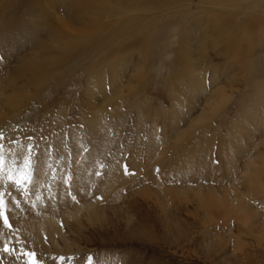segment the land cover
<instances>
[{
    "label": "rangeland",
    "instance_id": "obj_1",
    "mask_svg": "<svg viewBox=\"0 0 264 264\" xmlns=\"http://www.w3.org/2000/svg\"><path fill=\"white\" fill-rule=\"evenodd\" d=\"M4 1L0 0V6ZM52 1L56 5V0H40L44 7L50 5L49 9L58 13ZM153 1L157 8L154 10L165 14L164 19L150 18L126 31L119 30L123 20H106V24L113 23V29L101 30L100 38L96 35L85 39L99 45V51L92 54L94 57L100 51V56H106L118 46H126L137 27L145 24L154 34L170 22L172 26L162 33L155 51H151L153 54L135 47L125 52L126 64L114 61L107 70V65H99L91 71L86 68L91 62L87 58L62 79L52 84L49 81L40 89L30 87L26 92L32 97L29 100L22 90L17 91L18 85L4 82L5 86L9 85L4 92L0 90V113L8 116L14 112L13 117H8L10 120L12 117L11 121L0 123V199L4 201L0 219L4 223L5 217L7 222L11 221L8 200L17 192L20 202L37 203L49 210L48 216L56 221L58 228L55 234H43L41 241L25 251L27 264L50 261L53 264H264V217L259 211L245 214L242 208V197L251 193L246 199L251 197L249 200L253 199L254 203L259 199L257 182L264 179V0H235L241 9H237L240 14L235 19L236 29H240L235 31L223 23L221 18L225 17L221 12L205 0ZM178 4L181 7L175 8ZM1 7L3 14L4 6ZM141 8H135L125 17L145 14V8L150 10ZM21 13L25 14L24 10ZM172 13L177 16L170 19ZM49 18H52L50 14ZM51 21L41 36L30 38L32 42H27L29 35L20 40L27 42L26 49L11 53L15 48L0 40V57H3L0 62L7 74L4 79L20 75L15 69L18 58L33 48L38 49L48 40H43L45 37L51 36L49 43L56 47L69 40L70 36H65V41L62 42L64 37L59 40L60 44L58 40L51 43L53 32L49 30L54 20ZM194 25L196 30L190 31ZM216 26L221 31L215 30ZM203 27H208L206 32L201 31ZM183 29L187 50L180 43ZM106 37L111 42L104 46L100 42ZM90 46L91 50L95 49L94 45ZM3 50L12 57L5 59ZM147 54L152 57L144 62ZM181 57L186 63L180 61ZM250 72L254 74L252 83L245 86L243 79L247 77L243 76ZM22 84L28 85L27 81ZM118 104L119 112L125 115L116 120V114L111 117V113ZM96 113L101 117L97 118ZM114 120L118 121L116 126ZM92 123L96 126L92 127ZM73 137L77 138L74 142ZM204 139L210 144L209 165L205 162L209 168L203 169L197 179L185 168L197 170L200 161V156H196L197 142ZM228 142L232 143V153ZM186 159L189 162L181 163ZM139 165L146 167V172ZM228 169L232 174L223 176ZM10 176L14 179H9ZM21 178L22 182L17 184L16 180ZM107 178L112 184L117 178L123 184L118 186L114 181L113 186ZM212 184L216 199L204 190ZM250 187L255 191H249ZM109 188L114 190L113 194ZM80 192L86 198H81ZM223 192L230 196L229 200L225 199L228 201L240 197L239 210L225 207L229 210L228 217L227 210L215 201L224 200ZM193 194L206 198L207 206ZM68 199L70 206H65ZM257 209L263 211L264 205ZM86 210L95 216H88ZM205 232L211 238H203Z\"/></svg>",
    "mask_w": 264,
    "mask_h": 264
},
{
    "label": "bare ground",
    "instance_id": "obj_2",
    "mask_svg": "<svg viewBox=\"0 0 264 264\" xmlns=\"http://www.w3.org/2000/svg\"><path fill=\"white\" fill-rule=\"evenodd\" d=\"M46 1V0H45ZM135 1V0H134ZM137 1V0H136ZM167 1V0H166ZM207 3H210L212 5H214L220 12H221V16L225 17L224 18H221V20H223V23L225 25H229L230 26V29L233 28L234 31L236 29V24H235V19L237 18V16L240 14L239 12H237L239 9H240V4L235 1V0H205ZM240 1V0H238ZM254 1V0H253ZM55 2V1H54ZM155 1L153 0H142V1H137L136 3L135 2H132V3H128L126 2L125 0H56V5L53 3L54 6H56V8L59 10L58 13H55L53 11H51L49 8L51 7L50 5H48L47 7L43 4H41L40 0H5L4 3H1V6H4V13L1 14V11L3 10V8L0 6V17H4V20L3 19H0V40L2 41H5V43L9 46V47H13L15 49H11V53H13V50L15 52L16 49H26L27 47V42H32L36 36H41V34L43 33V31L45 30L46 28V25L49 23L51 25L52 21L51 19H53V25H52V29L49 30V31H52L53 32V38L51 39V43H55L57 40V43L60 44V41L59 40H62V37H64V39L62 40L65 41V36L67 38V36H70L69 40L67 41L66 39V42H64L63 44H61L59 47H56L52 44L49 43V38L51 37H45V39L43 40H46V38L48 39L47 41H45V43L43 42L38 49L36 48H33V49H36L35 51H32V50H29L27 51L26 54L24 55H21L22 57H20V59L18 58V61L19 63L18 66L15 67V69L17 68L18 71H19V74L20 75H16L15 76H12V77H7L6 79H4L7 74L5 73V71L3 70L4 68L2 67V63L0 62V90L2 92H4L6 90V87H8L9 84H12V85H18L17 86V91L18 90H22L21 93H25L26 95V92L27 90L30 88V87H38V89H40V87L51 81V84L54 83L55 81L58 80V78L62 79L66 72H69V71H72V69H75V67H79L83 64L84 61H86L87 58H90L91 62H90V65H88L86 68H88L87 70L88 71H91L93 68H96L98 67L99 65H102V66H105L107 65L106 67L108 68H104L105 70L109 69L112 67V64H114V61L121 63V64H126L125 62V58L127 57L126 56V51L127 50H131L135 47H142L143 50H146L148 51L149 53H152L151 51H155L157 45H158V42L161 40L162 38V33L165 32L166 28H168V26H172V24H170V22L166 23L165 25H163V27L159 30H155L157 32H155L154 34H152V29L148 30L147 26L145 24H143V26H140V27H137L131 36H132V39L130 41L127 42L126 46H124L123 44L118 46V48H115L113 53H110L109 55L108 54H105L106 56H100L101 55V51H100V54L97 55V57H94L92 54L94 53H97L99 51V45L94 42V41H91V40H85L87 38H95L96 35H98L97 37H99V35H101L102 31L104 29H108L110 27L113 26V23L112 24H106V20H111V19H118V20H123V22L120 24V27H119V30L121 31H126L128 29H132L134 24L135 23H138V22H142V21H146L150 18H156V19H164V15H161L160 13H158L157 11H155L154 9L157 10L156 7H154L153 5H155L154 3ZM165 2V1H164ZM181 2V1H180ZM179 2V3H180ZM161 3V2H160ZM168 3V2H167ZM157 4V3H156ZM164 4V3H163ZM166 4V2H165ZM6 5V7H5ZM189 6V5H187ZM126 7H129L130 9H126ZM141 8V7H148L150 10L153 9V11H147L145 10L144 8V12L141 10L143 13L145 14H142V15H136L134 16L133 18H130L131 16L129 15V18H126L125 16L128 15V13L132 10H134L135 8ZM158 7V6H157ZM169 7H170V4H169ZM175 8H180L181 5H176L174 6ZM243 7V6H242ZM249 7V6H248ZM238 9V10H237ZM22 10H24L25 14L24 13H21ZM137 10V9H135ZM161 10V9H160ZM187 10V9H186ZM241 10V9H240ZM52 16V18H49V14ZM133 12V11H132ZM136 12V11H135ZM140 12V11H139ZM148 12V14L146 13ZM164 12V11H163ZM172 12V10H171ZM130 14V13H129ZM135 14H138L135 13ZM133 14V15H135ZM140 14V13H139ZM155 14H158L156 16H154ZM191 14V13H190ZM229 14H232V16H230ZM181 15V14H180ZM124 16V17H123ZM177 15L176 14H173L170 16L172 19V17H176ZM115 17V18H114ZM128 17V16H127ZM73 18V19H72ZM203 18V17H202ZM82 19H87V22H84L82 21ZM187 19H191V18H187ZM193 20H195V18H193ZM208 20V19H207ZM202 21V19H201ZM206 21H204L203 23H205ZM198 23L200 25V22L199 21H196L195 20V24ZM209 23V22H207ZM212 23H214L212 21ZM185 24V23H183ZM182 24V25H183ZM187 26V24L185 25ZM177 26H174L173 25V28H176ZM212 28L214 26H211ZM217 29L215 30H218V26H216ZM49 28V27H48ZM110 29H113L110 28ZM186 29V28H185ZM185 29H183L182 31H180V34L179 35H183L184 37L182 38V41H180L181 43V46L185 49V44H186V39H185V35H186V31ZM205 29H208V27H203L201 29V31L203 32H206ZM240 28L236 29V30H239ZM102 30V31H101ZM177 30V29H176ZM196 30V26L194 25V27H191L190 28V31H195ZM212 29H210L211 31ZM160 31V32H159ZM185 31V32H184ZM218 31H221V30H218ZM232 31V32H234ZM226 33V32H224ZM239 31L236 33L237 35L235 37H239L240 34H238ZM165 34V33H164ZM26 35H29L27 36V42L26 44L24 42H21L20 40L22 38H24ZM32 36H35V37H32ZM165 36V35H164ZM30 38H32L30 40ZM72 38V39H71ZM236 38V39H237ZM36 39V38H35ZM42 39V38H41ZM54 39V40H53ZM235 39V40H236ZM53 40V42H52ZM56 40V41H55ZM26 41V40H25ZM55 41V42H54ZM61 42V43H62ZM111 42V39L109 37H106V38H103L100 42V44L106 46V45H109V43ZM199 42V41H198ZM4 43V42H2ZM161 43V42H160ZM191 44V43H190ZM234 44V43H232ZM5 45V44H4ZM25 45V46H24ZM90 45H94L93 47H95L94 50H91L90 49ZM90 46V47H89ZM189 46V45H188ZM235 46V44H234ZM233 46V47H234ZM239 47V46H238ZM200 49V47H199ZM183 50V49H182ZM1 52V51H0ZM9 52V50H8ZM7 51L6 50H3V54L5 56V59H9L12 57V55H8L6 54ZM125 53V54H124ZM128 53V52H127ZM186 53V52H185ZM189 54V53H188ZM124 55L126 57H124ZM158 55V54H157ZM185 56V55H184ZM152 56H149L148 54L145 55V60L144 62H147L149 61V58H151ZM98 58V60H96ZM101 58V59H100ZM119 59V60H117ZM96 61H98L96 63ZM180 61L182 62H185L183 57H181ZM186 63V62H185ZM120 64V65H121ZM190 65V64H189ZM15 66V65H14ZM118 66V65H116ZM192 67V66H191ZM125 68V66H124ZM127 68V67H126ZM136 68V67H135ZM194 68V67H193ZM115 69V68H114ZM122 69V68H121ZM190 69V68H189ZM195 69V68H194ZM124 70V69H123ZM126 70V69H125ZM124 70V71H125ZM191 70V69H190ZM190 70L188 71L189 73ZM122 71V70H121ZM195 71V70H194ZM199 71V70H198ZM202 72V71H201ZM204 72V71H203ZM99 73V72H98ZM121 73V72H120ZM123 73V72H122ZM114 76L118 77V72L117 71H114L113 72ZM188 74V73H187ZM194 74V73H193ZM198 74V73H196ZM214 74V73H213ZM191 76V75H190ZM204 76V75H202ZM19 77L21 79H19ZM102 77V75H101ZM100 77V78H101ZM104 77V76H103ZM245 79H243V83L245 84V86H249V84L252 83V79L254 77V74L251 75V72L249 75H244L243 76ZM97 78V77H96ZM99 78V79H100ZM94 79V78H93ZM201 79V78H200ZM202 83L204 84V77L202 78ZM230 79V78H229ZM21 80V81H20ZM23 80V81H22ZM55 80V81H54ZM95 80V79H94ZM233 80V79H231ZM234 80H237V79H234ZM24 81H27L28 85H23L22 82ZM53 81V82H52ZM101 82H103L102 80H100ZM201 81V80H200ZM4 82H9V84L7 86H5V83ZM95 82V81H94ZM98 82V81H97ZM194 82V81H193ZM206 82V81H205ZM198 83V82H197ZM200 83V82H199ZM48 84V83H47ZM50 84V85H51ZM92 84V83H91ZM90 84V86L92 87V85ZM100 84V83H99ZM102 84V83H101ZM201 85V84H199ZM90 86H88V91H89V88ZM195 86V85H194ZM254 86V85H253ZM217 87V86H216ZM94 88V87H92ZM194 89V88H193ZM196 89V88H195ZM100 90V89H99ZM91 91V90H90ZM98 91V90H97ZM106 91V90H104ZM200 91V90H199ZM201 92V91H200ZM199 92V93H200ZM204 92V90H203ZM101 93H103V91H101ZM107 93V92H106ZM91 95V93H90ZM258 95V94H257ZM93 96V95H92ZM222 97V95H221ZM30 98H32L31 96L29 97V95H26L25 99L26 100H29ZM23 99V98H22ZM20 99V100H22ZM107 101V100H106ZM223 101V100H222ZM12 102V100H11ZM94 102V101H93ZM178 102V101H177ZM176 102V103H177ZM24 103V102H23ZM90 103V102H89ZM176 103H174L176 105ZM179 104V103H178ZM177 104V105H178ZM90 105V104H88ZM180 105V104H179ZM96 106V105H95ZM206 106V105H205ZM119 104L116 105V111L112 114H116L114 117H116L115 119L117 120V117L118 118H123V116L125 114H122L121 112H119ZM177 107V106H176ZM254 107V106H253ZM18 107L15 108V110L18 112L17 110ZM94 108V107H93ZM208 108V107H207ZM244 108V107H243ZM19 109V108H18ZM100 109V108H99ZM114 109V108H112ZM176 109V108H175ZM102 110V109H100ZM15 111V112H16ZM20 111V110H19ZM140 111V110H139ZM179 111V110H178ZM242 111V110H241ZM14 112H11L10 115H3L0 113V123H6L8 122L10 119L8 118L9 116L12 115L13 117V114ZM104 113V111H103ZM251 113V112H250ZM259 113V112H257ZM263 113V112H262ZM261 113V114H262ZM106 113H104L103 116H105ZM142 115V113H140ZM139 114V115H140ZM245 114V113H244ZM241 115V114H240ZM97 118L98 117H101V116H98V114L96 113L95 115ZM208 116V115H207ZM12 117H11V120H12ZM113 117V115L111 116ZM209 117V116H208ZM243 118V117H242ZM263 118V117H262ZM92 120V118H90ZM10 120V121H11ZM94 120V119H93ZM114 120V122L116 121ZM242 120V119H241ZM119 121V119H118ZM116 121V122H118ZM258 121V120H257ZM90 122V121H89ZM92 122V121H91ZM96 122V120H95ZM106 123H108L106 120H105ZM116 122L113 124L115 125ZM120 122V121H119ZM244 122V121H243ZM111 124L113 122H110ZM108 123V124H110ZM246 123V122H245ZM260 123V122H259ZM119 124V123H118ZM88 125V124H87ZM93 125V126H92ZM92 127H94L95 124L92 123ZM97 125H99V123H97ZM242 125V123H241ZM241 125H239L241 127ZM96 126V125H95ZM116 126V125H115ZM255 126V125H254ZM101 127V125H100ZM105 127V126H104ZM246 127V125H245ZM258 127V126H257ZM88 128V127H87ZM90 128H88L89 130ZM176 129V128H175ZM260 129V127H259ZM234 130V129H233ZM238 130V129H236ZM90 131V130H89ZM240 131V130H238ZM232 133V132H231ZM236 134H238L237 132H234ZM90 136V135H89ZM154 136V135H153ZM58 137V136H56ZM235 137V136H234ZM243 137V136H242ZM202 138V137H201ZM209 138V137H208ZM206 138V139H208ZM229 138V137H228ZM231 138V137H230ZM237 138V137H236ZM74 139V140H73ZM73 142L77 139L76 137H73ZM206 139L204 140H199L200 142H197V147H196V156H200V158H198L199 160V164L197 166V170H195V172H192L191 169L193 170V168H190V166H185L187 168L186 169V172H191L193 173L194 175V178H200L199 176H201V172L203 171V169L205 170L206 167L209 168V164H208V156H211L209 154V147H210V144L209 143H206ZM232 139V138H231ZM230 139V140H231ZM234 139V138H233ZM211 140V139H210ZM229 140V141H230ZM234 141V140H233ZM208 142V140H207ZM230 142L226 143L228 145V149L230 148L231 149V153H232V149L233 147L231 148L229 144ZM224 144V143H223ZM79 145V144H78ZM236 145V144H235ZM223 146V145H221ZM255 147V146H254ZM166 149V148H165ZM168 149V148H167ZM175 149V148H174ZM229 151V150H228ZM227 149H226V152L228 153ZM179 152V151H178ZM194 152V151H193ZM235 152V151H234ZM91 153V152H90ZM230 153V154H231ZM89 154V152H88ZM191 154V153H190ZM201 154V155H200ZM229 154V153H228ZM227 154V155H228ZM91 155V154H90ZM89 155V156H90ZM183 156V154H180ZM235 155V154H234ZM263 155V154H262ZM167 156V155H166ZM232 156V155H231ZM145 157V156H144ZM184 157V156H183ZM182 157V158H183ZM188 158L192 157L190 155L187 156ZM186 157V158H187ZM230 157V156H228ZM88 158V157H87ZM193 159L196 158V157H192ZM192 158L188 159V160H192ZM92 159V158H91ZM166 159V158H165ZM176 159V157H175ZM181 159V157L179 158ZM185 159V157H184ZM197 159V158H196ZM228 158H226L227 160ZM232 159V158H231ZM88 160V159H87ZM166 160H169L170 159H166ZM257 160V159H256ZM90 161V160H89ZM181 161V160H179ZM187 159L186 160H182L181 163H186ZM248 161V159H247ZM250 161L253 162V160L251 159ZM43 162V161H41ZM177 162V161H175ZM189 162V161H187ZM192 162V161H191ZM205 162H207V164H205ZM228 162L230 163L231 161L228 159ZM193 163L195 164V162L193 161ZM192 163V164H193ZM202 163V164H200ZM177 164V163H176ZM175 164V165H176ZM188 164V163H187ZM211 164V163H210ZM248 164H249V161H248ZM257 164V163H256ZM261 164V163H260ZM143 165V164H142ZM197 165V163H196ZM231 165V164H230ZM177 166V165H176ZM139 167L141 169H144L145 172H146V167H141L139 165ZM180 167V166H179ZM177 167V168H179ZM183 167V166H181ZM194 167V165L192 166ZM212 167V166H211ZM150 168V167H149ZM175 168V167H174ZM230 169V167H228ZM233 168V167H232ZM248 168V167H247ZM226 171V173L223 175V176H228V174H230L231 172L229 171ZM246 169V168H245ZM143 170V171H144ZM148 170V169H147ZM248 169H246V173H248L247 171ZM263 170V168H262ZM245 171V170H244ZM149 172V170H148ZM147 172V173H148ZM151 172V171H150ZM174 172H175V169H174ZM180 172V171H179ZM213 172V171H212ZM253 172V171H252ZM164 173V172H163ZM255 173V172H253ZM168 174V173H167ZM167 174H166V178H167ZM174 174V173H173ZM176 175H178L177 173H175ZM174 174V175H175ZM180 174V173H179ZM182 174L184 175V173L182 172ZM232 174V173H231ZM251 174V172H250ZM173 175V176H174ZM187 175V174H186ZM222 175V174H221ZM242 175V174H241ZM179 176V175H178ZM230 176V175H229ZM108 177V176H107ZM164 177V176H163ZM113 178V177H112ZM125 178V177H124ZM123 178V179H124ZM145 178V177H144ZM174 178V177H173ZM177 178V177H176ZM223 178V177H222ZM256 178V177H255ZM253 178V179H255ZM108 179V178H107ZM110 179V177H109ZM108 179V180H109ZM113 179H116V178H113ZM112 179V180H113ZM189 179V178H188ZM213 179V178H212ZM252 179V180H253ZM261 179V177H260ZM78 180V179H76ZM80 180V179H79ZM171 180V179H170ZM175 180V179H173ZM184 180V179H183ZM262 181L257 182V184L259 185L258 186V190H256V192L260 195L259 199L254 203L252 202V200H249V197L248 199L247 196H250L247 195L245 198L242 197V200H243V210H244V213L245 212H253V211H259V212H262L261 215L264 217V210L261 211V210H258L257 208L259 207H263L264 205V179H261ZM116 181V183L118 184V186H121L123 183V180L122 182L119 183L118 181V178L117 180H114ZM113 181V184H115V182ZM121 181V179H120ZM137 181V180H136ZM147 181H148V178H147ZM180 183H181V180H179ZM178 181V183H179ZM201 181V180H200ZM210 181V180H209ZM76 182V181H75ZM78 182V181H77ZM110 182V180L108 181V183ZM245 182V181H244ZM107 183V182H105ZM111 183V182H110ZM122 183V184H121ZM173 183H176V182H173ZM179 183V184H180ZM235 183V182H234ZM241 183V182H240ZM77 184V183H75ZM112 184V183H111ZM110 184V185H111ZM112 184V185H113ZM121 184V185H119ZM160 184V183H159ZM172 184V183H170ZM224 184V183H223ZM231 184V183H230ZM189 185V184H188ZM209 185V184H208ZM222 185V183H221ZM250 185V184H249ZM256 185V184H255ZM255 185H253V187H255ZM114 186V185H113ZM112 186V187H113ZM116 186V185H115ZM144 186V184H143ZM160 186V185H159ZM158 186V188H159ZM162 186V185H161ZM166 186V185H165ZM214 185L212 184L211 187H207L205 188L204 190H207V193H208V196L210 194V197H214V194L215 193H212L215 192V189L213 187ZM223 186V185H222ZM110 187V186H108ZM141 187V186H140ZM163 187V186H162ZM175 187H176V184H175ZM225 187V186H224ZM240 187V185H239ZM238 187V188H239ZM252 187V185H251ZM249 189V191L252 189L253 191H255L253 188ZM105 188H106V185H105ZM115 189V187H113ZM168 188V187H167ZM179 188V187H178ZM186 188V187H185ZM220 188V187H219ZM241 188V187H240ZM82 189V188H81ZM117 189V187H116ZM115 189V190H116ZM191 189V188H190ZM213 189V190H212ZM221 189V188H220ZM111 190V192L114 190H112L111 188H109V191ZM144 190V189H143ZM187 190V189H186ZM224 189L222 188L221 191H223ZM251 190V191H252ZM108 191V190H107ZM117 191V190H116ZM196 192V190H194ZM202 191V189H200V192ZM220 191V192H221ZM243 191V190H242ZM249 191L247 193H249ZM112 192V194H113ZM189 192V191H188ZM193 192V191H192ZM206 192V191H205ZM108 193V192H107ZM107 193L105 192V194L107 195ZM155 193V192H154ZM246 193V194H247ZM119 194V192H117V195ZM161 194V193H158V195ZM224 194V195H223ZM245 194V195H246ZM256 194V193H255ZM84 194H82V192H80L79 196L81 198H86L83 196ZM194 195V194H193ZM205 195V194H204ZM223 195V198L224 200H221V199H218L215 200L217 201L216 205L217 206H221L222 208H225V207H231V208H234V209H240L238 207V203L237 201H240V197H235L233 200H229L230 196L228 197L227 196V193L226 192H223L222 193ZM257 195V196H259ZM114 196H116L114 194ZM120 196V194L118 195ZM162 196V195H161ZM200 196V195H199ZM203 196V195H202ZM227 196V197H226ZM255 196L252 194V197ZM256 196V197H257ZM157 197V196H156ZM160 197V196H159ZM197 197V194L194 195V198ZM206 197V195L204 196V198ZM111 200L112 197H109ZM118 197H116V200H117ZM210 198V199H212ZM255 198V197H253ZM110 199H109V202H110ZM198 200H201L202 198L201 197H197ZM206 199V198H205ZM205 199H202L204 202H205ZM225 199H228V200H225ZM246 199V200H245ZM69 200L68 199V202L67 203H64L65 206H70L69 204ZM115 200V199H114ZM115 200V201H116ZM85 201V200H84ZM207 201V200H206ZM214 201V202H215ZM26 201L23 202H20L18 200V195H17V192L14 193L13 197H10L9 200H8V206L10 208V216H11V221L10 222H7V223H4L1 219H0V264H27V261L25 260V251L27 249H30L32 247V244L34 243H38L39 241H41L42 239V236L43 234L45 233H49V234H55L58 232V228H57V224H56V221L54 219H52L51 217L48 216V214L50 213L49 210L47 209H43L42 207H40L37 203L35 204H29V203H25ZM113 202V201H112ZM92 203V202H91ZM114 203V202H113ZM210 202H208L209 204ZM241 203V202H240ZM83 204V203H82ZM94 204V202L92 203V205ZM163 204V203H162ZM206 204V202H205ZM95 205V204H94ZM112 205V203H111ZM202 205L204 206V204L202 203ZM212 204H210L208 207L209 209H211V206ZM230 205V206H229ZM91 206V204H90ZM90 206L88 208H90ZM118 206V205H117ZM207 206V204H206ZM219 206V207H220ZM258 206V207H257ZM61 207V206H60ZM97 207V206H96ZM207 207V209H208ZM65 208V207H64ZM95 208V207H94ZM114 208V207H113ZM215 208V207H214ZM77 209H79V207H77ZM103 209V208H102ZM208 209V211L205 210L204 211H207L206 214H209L211 211ZM216 209V208H215ZM218 209V208H217ZM226 211L225 215L227 216L228 215V209L225 208ZM101 210V209H100ZM115 210V209H114ZM88 211V210H86ZM214 211V210H213ZM77 212V211H76ZM80 212V211H79ZM78 212V213H79ZM82 212V211H81ZM217 212V211H216ZM223 212V211H222ZM238 212V211H236ZM242 212V211H241ZM233 214V213H232ZM235 214V213H234ZM234 214H233V217H234ZM246 214V213H245ZM259 214V213H258ZM80 215V214H79ZM211 215H213L211 213ZM231 215V213H230ZM229 215V216H230ZM251 215V214H250ZM88 216H91V217H94V213L91 212L90 210L88 211ZM209 216V215H208ZM221 216V214H220ZM258 216V215H256ZM261 216V217H262ZM207 217V216H206ZM222 217V216H221ZM228 217V216H227ZM237 217V215H236ZM252 217V216H251ZM215 218V217H214ZM249 218V217H248ZM93 219V218H92ZM213 219V218H212ZM238 219V218H237ZM252 219V218H251ZM175 220V219H174ZM208 220H210V217L208 218ZM207 220V221H208ZM228 220V219H227ZM255 220L254 222H256L257 219H253ZM258 221V220H257ZM204 222V221H203ZM210 222V221H209ZM241 222V221H240ZM253 222V221H252ZM208 224V223H207ZM211 224V223H210ZM209 224V225H210ZM246 224V223H245ZM262 224V223H261ZM9 225H11L9 227ZM260 226V225H259ZM74 227V225H73ZM249 227V226H248ZM258 227V225H257ZM256 227V229H257ZM75 228V227H74ZM182 228V227H181ZM210 230V229H208ZM211 231V230H210ZM210 231H209V234H210ZM261 232V231H260ZM208 233V232H207ZM212 233V232H211ZM205 234V235H204ZM203 235V238L204 237H208L209 234H206V232L204 233ZM264 234V233H263ZM262 234V235H263ZM210 237V236H209ZM208 237V239H209ZM53 238V237H52ZM181 238V237H180ZM211 238V237H210ZM178 241V240H177ZM67 244V243H66ZM67 249V247H65ZM7 249V250H6ZM69 250V249H68ZM54 261H50L49 263L50 264H53ZM48 263V264H49Z\"/></svg>",
    "mask_w": 264,
    "mask_h": 264
},
{
    "label": "snow or ice",
    "instance_id": "obj_3",
    "mask_svg": "<svg viewBox=\"0 0 264 264\" xmlns=\"http://www.w3.org/2000/svg\"><path fill=\"white\" fill-rule=\"evenodd\" d=\"M0 59H3V57H0ZM0 162H2V161H0ZM9 179H14L13 177H9ZM22 179L23 178H21V179H17L16 180V183L17 184H20L21 182H22ZM3 209H4V201H3V199H0V215H3ZM5 219V223H7V217H5L4 218ZM11 225H9V227H10ZM7 250V249H6ZM28 255H32L31 253H28ZM37 264H38V262H37Z\"/></svg>",
    "mask_w": 264,
    "mask_h": 264
}]
</instances>
